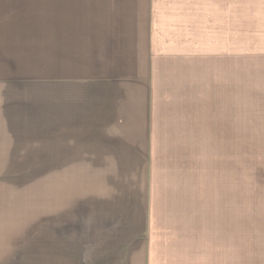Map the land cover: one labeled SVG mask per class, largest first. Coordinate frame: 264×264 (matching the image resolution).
Instances as JSON below:
<instances>
[{"label": "crops", "instance_id": "obj_1", "mask_svg": "<svg viewBox=\"0 0 264 264\" xmlns=\"http://www.w3.org/2000/svg\"><path fill=\"white\" fill-rule=\"evenodd\" d=\"M263 138L264 0H0V264H264Z\"/></svg>", "mask_w": 264, "mask_h": 264}, {"label": "rangeland", "instance_id": "obj_2", "mask_svg": "<svg viewBox=\"0 0 264 264\" xmlns=\"http://www.w3.org/2000/svg\"><path fill=\"white\" fill-rule=\"evenodd\" d=\"M234 28V29H233ZM231 29L235 30L236 29V25L234 27L231 26ZM233 33L231 32V38H233ZM263 142H264V138H263ZM253 154H251L250 156L252 157ZM251 161L253 160L252 158L250 159ZM252 171V170H251ZM42 173H44V171H37V175L38 176H42Z\"/></svg>", "mask_w": 264, "mask_h": 264}]
</instances>
